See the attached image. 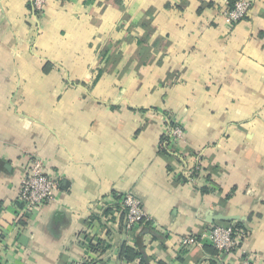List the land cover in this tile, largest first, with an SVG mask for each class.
Segmentation results:
<instances>
[{
    "label": "crops",
    "instance_id": "crops-1",
    "mask_svg": "<svg viewBox=\"0 0 264 264\" xmlns=\"http://www.w3.org/2000/svg\"><path fill=\"white\" fill-rule=\"evenodd\" d=\"M224 10L0 0V264H264V0L234 25ZM34 155L58 188L24 211ZM124 194L151 218L136 233ZM213 226L245 230L246 254L182 243Z\"/></svg>",
    "mask_w": 264,
    "mask_h": 264
},
{
    "label": "built area",
    "instance_id": "built-area-1",
    "mask_svg": "<svg viewBox=\"0 0 264 264\" xmlns=\"http://www.w3.org/2000/svg\"><path fill=\"white\" fill-rule=\"evenodd\" d=\"M35 12L40 13L45 0H31ZM225 10L223 16L226 23L234 25L246 18L252 7V0H234L229 7V0H224ZM168 145L184 142V126L173 120L167 121ZM190 182H192L191 178ZM58 183L56 178L48 175L46 164L42 158L34 155L20 182L18 201L22 210L39 209L54 201ZM119 205L125 211V227L128 233L137 232L151 222V218L143 209L141 201L131 195L124 194L119 197ZM246 237L245 230H238L234 226H213L198 236H188L182 239L184 245H193L200 240L208 241L216 250L217 258L223 259L236 253L246 254L243 243ZM252 258L245 256L243 264H252Z\"/></svg>",
    "mask_w": 264,
    "mask_h": 264
},
{
    "label": "water",
    "instance_id": "water-1",
    "mask_svg": "<svg viewBox=\"0 0 264 264\" xmlns=\"http://www.w3.org/2000/svg\"><path fill=\"white\" fill-rule=\"evenodd\" d=\"M213 220L216 221H234V220H238L237 217H232V216H224V215H216L214 216Z\"/></svg>",
    "mask_w": 264,
    "mask_h": 264
},
{
    "label": "trees",
    "instance_id": "trees-1",
    "mask_svg": "<svg viewBox=\"0 0 264 264\" xmlns=\"http://www.w3.org/2000/svg\"><path fill=\"white\" fill-rule=\"evenodd\" d=\"M233 2H234V0H229V7L232 6ZM236 229H238V230H243V229L240 228V227H236Z\"/></svg>",
    "mask_w": 264,
    "mask_h": 264
}]
</instances>
